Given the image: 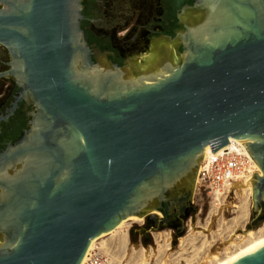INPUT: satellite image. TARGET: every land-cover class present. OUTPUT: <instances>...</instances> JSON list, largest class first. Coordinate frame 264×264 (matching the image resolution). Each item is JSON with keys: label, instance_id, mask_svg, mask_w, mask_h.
Segmentation results:
<instances>
[{"label": "water", "instance_id": "obj_1", "mask_svg": "<svg viewBox=\"0 0 264 264\" xmlns=\"http://www.w3.org/2000/svg\"><path fill=\"white\" fill-rule=\"evenodd\" d=\"M77 1L0 9L17 98L34 107L28 136L0 159V264H80L91 239L130 216L179 228L204 148L230 138L261 173L251 179L256 218L264 0H186L164 50L118 64L86 58ZM231 264H264V246Z\"/></svg>", "mask_w": 264, "mask_h": 264}, {"label": "flooded vegetation", "instance_id": "obj_2", "mask_svg": "<svg viewBox=\"0 0 264 264\" xmlns=\"http://www.w3.org/2000/svg\"><path fill=\"white\" fill-rule=\"evenodd\" d=\"M0 0V9L5 2ZM186 0H78L76 25L88 61L110 64L151 56L165 49L180 28V14ZM180 50V46H179ZM174 52L176 49L174 48ZM179 52V51H178ZM180 53V52H179ZM13 58L0 44V159L28 136L34 107L11 74ZM8 162H0V172ZM264 219V208L255 222ZM171 225L176 227L177 223Z\"/></svg>", "mask_w": 264, "mask_h": 264}, {"label": "rangeland", "instance_id": "obj_3", "mask_svg": "<svg viewBox=\"0 0 264 264\" xmlns=\"http://www.w3.org/2000/svg\"><path fill=\"white\" fill-rule=\"evenodd\" d=\"M195 180L190 188L191 215L183 219L179 228L161 224L154 228V222L148 221L145 216L128 221L126 217L118 230L101 234L95 239L92 247L103 263L210 264L214 262V255L220 259L226 257L247 241L244 234L249 230L256 232L264 223V219L255 222L252 186L249 193L243 187V181L237 182L235 193L223 201H214L206 191H196ZM245 203L246 214H240L238 206ZM151 213L161 216L158 211Z\"/></svg>", "mask_w": 264, "mask_h": 264}, {"label": "built area", "instance_id": "obj_4", "mask_svg": "<svg viewBox=\"0 0 264 264\" xmlns=\"http://www.w3.org/2000/svg\"><path fill=\"white\" fill-rule=\"evenodd\" d=\"M253 174V162L244 147L236 141L230 143L229 139L219 154L204 156L197 171L195 189L197 192L206 191L214 201H223L235 193L237 182L249 180ZM83 264L104 263L92 247L86 252Z\"/></svg>", "mask_w": 264, "mask_h": 264}, {"label": "bare ground", "instance_id": "obj_5", "mask_svg": "<svg viewBox=\"0 0 264 264\" xmlns=\"http://www.w3.org/2000/svg\"><path fill=\"white\" fill-rule=\"evenodd\" d=\"M239 142L242 146V142L238 141V140H235V139H232L230 138V143L231 142ZM244 147V146H243ZM222 148L218 149L216 152H212L210 147L207 145L204 150H203V155H210V154H213V155H216L219 154L221 152ZM244 150L245 152L248 154V152L246 151L245 147H244ZM249 155V154H248ZM253 162V161H252ZM253 169H254V172L255 173H260V170L259 168L257 167V165L253 162ZM261 174V173H260ZM252 178H250L249 180H246V181H243V187L245 189H247L249 191V193H251V185H250V181H251ZM241 185V184H240ZM242 187V188H243ZM244 204V203H243ZM239 205L238 206V211L240 212V214H243L247 211V205L245 203V205ZM236 204H234L233 206L235 207ZM238 212V213H239ZM239 215V214H238ZM243 216V215H242ZM137 216H130L127 218V221L128 220H135ZM125 223V220L121 221L117 226H115L112 230H110L109 232H106V233H102V235L104 234H111L113 232H115L116 230H118L123 224ZM259 234V235H257ZM101 235V234H100ZM243 236H245L246 238V242L243 243L242 245L240 244L239 247L234 250L233 252L229 253L226 257L224 258H217L215 255L213 256V259H214V262L210 263V264H231L235 261H237L240 257L244 256L245 254L247 253H250V252H253L257 249H259L260 247L264 246V223L262 224V226L256 231H252V230H249L246 234H244ZM96 238H93L91 239L90 243H89V246H88V249H91V247L93 246V243L95 241ZM243 241V240H241ZM86 255V254H85ZM84 259H85V256L83 257V259L81 260L80 264H83L84 262Z\"/></svg>", "mask_w": 264, "mask_h": 264}, {"label": "trees", "instance_id": "obj_6", "mask_svg": "<svg viewBox=\"0 0 264 264\" xmlns=\"http://www.w3.org/2000/svg\"><path fill=\"white\" fill-rule=\"evenodd\" d=\"M191 215V210L190 208L188 207L186 210H185V215H184V219L189 217ZM169 227H174L173 225H168Z\"/></svg>", "mask_w": 264, "mask_h": 264}]
</instances>
